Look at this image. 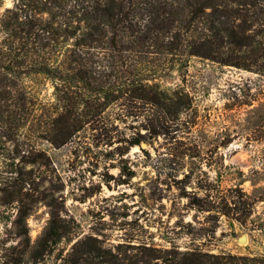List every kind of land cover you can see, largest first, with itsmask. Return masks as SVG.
I'll return each mask as SVG.
<instances>
[{"label":"rangeland","instance_id":"rangeland-1","mask_svg":"<svg viewBox=\"0 0 264 264\" xmlns=\"http://www.w3.org/2000/svg\"><path fill=\"white\" fill-rule=\"evenodd\" d=\"M12 4L1 0L0 17ZM154 58L161 87L182 89L191 106L177 131L123 155V139L145 132L141 117L119 123L113 107L104 113L118 125L110 145L85 128L55 147L44 125L53 88L26 82L37 104L18 128L33 160L20 204L29 214L15 224L16 212L0 205L10 215L0 264H264V76L198 57Z\"/></svg>","mask_w":264,"mask_h":264},{"label":"trees","instance_id":"trees-1","mask_svg":"<svg viewBox=\"0 0 264 264\" xmlns=\"http://www.w3.org/2000/svg\"><path fill=\"white\" fill-rule=\"evenodd\" d=\"M158 55L181 62L198 57L264 76V0H13L4 9L0 205L16 212L12 223L25 225L29 214L21 206L31 180L25 168L33 160L23 151L18 128L34 118L37 104L26 82L44 80L53 88L44 125L55 147L72 142L85 128L98 131L100 143L110 145L118 125L104 113L113 107L119 123L141 117L138 127L145 132L123 139L126 148L118 152L123 155L177 131L179 116L191 106L182 89L161 87L163 67L153 60ZM3 218L10 215L2 214L0 225ZM26 248L23 253H33Z\"/></svg>","mask_w":264,"mask_h":264},{"label":"water","instance_id":"water-1","mask_svg":"<svg viewBox=\"0 0 264 264\" xmlns=\"http://www.w3.org/2000/svg\"><path fill=\"white\" fill-rule=\"evenodd\" d=\"M244 240H245L244 237H241V238L238 239L239 242H242V241H244Z\"/></svg>","mask_w":264,"mask_h":264}]
</instances>
